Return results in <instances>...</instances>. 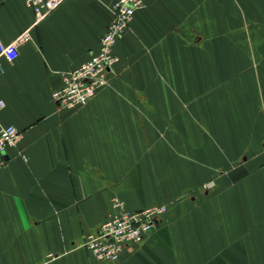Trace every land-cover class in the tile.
I'll return each instance as SVG.
<instances>
[{"label": "crops", "instance_id": "obj_1", "mask_svg": "<svg viewBox=\"0 0 264 264\" xmlns=\"http://www.w3.org/2000/svg\"><path fill=\"white\" fill-rule=\"evenodd\" d=\"M116 0H71L35 24L0 0V264H264V0H142L107 85L59 109L62 74L99 49ZM165 206L115 261L83 247L112 212Z\"/></svg>", "mask_w": 264, "mask_h": 264}, {"label": "built area", "instance_id": "obj_2", "mask_svg": "<svg viewBox=\"0 0 264 264\" xmlns=\"http://www.w3.org/2000/svg\"><path fill=\"white\" fill-rule=\"evenodd\" d=\"M30 8L35 24L71 0H21ZM144 7L142 0H116L110 7L111 19L100 39L99 49L79 67L62 74V88L52 95L59 109L75 110L85 106L98 90L107 85V74L119 61L113 49L128 29L134 13ZM29 38L28 31L14 41L5 44L0 40V58L8 62L19 55L21 43ZM2 67L0 65V74ZM5 103L0 100V110ZM20 132L13 126H0V168L5 165L7 148L14 147ZM112 212L100 225L98 231L88 235L82 247L97 261H117L127 247L138 245L155 228L160 217L166 213L165 206L129 212L123 203L112 200ZM51 257L43 264H49Z\"/></svg>", "mask_w": 264, "mask_h": 264}, {"label": "rangeland", "instance_id": "obj_3", "mask_svg": "<svg viewBox=\"0 0 264 264\" xmlns=\"http://www.w3.org/2000/svg\"><path fill=\"white\" fill-rule=\"evenodd\" d=\"M119 59V58H118Z\"/></svg>", "mask_w": 264, "mask_h": 264}]
</instances>
